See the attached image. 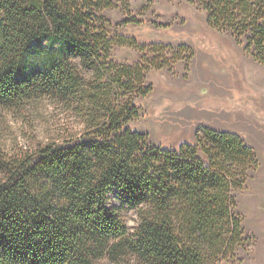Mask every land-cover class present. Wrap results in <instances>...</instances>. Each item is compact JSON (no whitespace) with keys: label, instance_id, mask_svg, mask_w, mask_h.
Here are the masks:
<instances>
[{"label":"trees","instance_id":"16d2710c","mask_svg":"<svg viewBox=\"0 0 264 264\" xmlns=\"http://www.w3.org/2000/svg\"><path fill=\"white\" fill-rule=\"evenodd\" d=\"M197 1L264 65V0ZM111 4L0 0V110L48 98L76 118L44 145L0 151V264H220L245 240L236 191L254 148L210 127L164 147L131 127L153 88L144 66L111 59L114 42L136 43L111 36ZM44 40L49 67L20 77ZM123 208L137 211L132 231Z\"/></svg>","mask_w":264,"mask_h":264},{"label":"rangeland","instance_id":"374dc122","mask_svg":"<svg viewBox=\"0 0 264 264\" xmlns=\"http://www.w3.org/2000/svg\"><path fill=\"white\" fill-rule=\"evenodd\" d=\"M111 1L101 10L112 22L111 36L122 32L136 40L114 42L111 59L144 66L153 88L136 101L140 115L131 127L164 147L194 142L197 132L210 127L236 132L254 148L258 166L236 191L245 240L220 264H264V65L229 32L210 26L197 0ZM125 19L131 21L114 26ZM34 44L20 77L49 67L55 45L48 40ZM72 61L79 64L81 57ZM60 107L43 98L21 109H1L0 151L35 148L64 133L76 118ZM108 204H120L115 194ZM123 214L134 230L136 209L123 208Z\"/></svg>","mask_w":264,"mask_h":264}]
</instances>
